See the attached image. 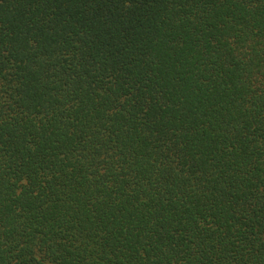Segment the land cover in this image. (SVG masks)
<instances>
[{"label":"trees","instance_id":"trees-1","mask_svg":"<svg viewBox=\"0 0 264 264\" xmlns=\"http://www.w3.org/2000/svg\"><path fill=\"white\" fill-rule=\"evenodd\" d=\"M0 264H264V0H0Z\"/></svg>","mask_w":264,"mask_h":264}]
</instances>
